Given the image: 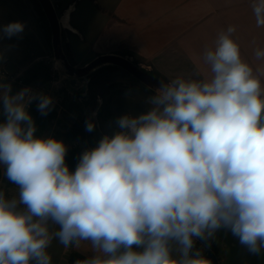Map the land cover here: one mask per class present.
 I'll return each mask as SVG.
<instances>
[{"label": "clouds", "instance_id": "9594fccd", "mask_svg": "<svg viewBox=\"0 0 264 264\" xmlns=\"http://www.w3.org/2000/svg\"><path fill=\"white\" fill-rule=\"evenodd\" d=\"M250 6L264 27V0ZM24 27L0 31L11 38ZM236 31L229 25L204 50L208 75L161 82L149 110L119 117L74 172L64 142L37 137L28 111L38 100L48 115L53 98L0 83V165L18 186V198L0 191V264H52L54 239L64 249L90 243L93 255L73 264H212L195 242L221 229L264 254V64L243 58ZM254 56L264 61V48Z\"/></svg>", "mask_w": 264, "mask_h": 264}, {"label": "crops", "instance_id": "0c3cea01", "mask_svg": "<svg viewBox=\"0 0 264 264\" xmlns=\"http://www.w3.org/2000/svg\"><path fill=\"white\" fill-rule=\"evenodd\" d=\"M81 9L86 25L78 22L75 1L65 8L72 28L65 29L69 33L67 43L72 56L94 39L101 55H119V50L126 49L141 60L137 65L154 68L169 82L177 76L203 78L209 74L202 60L204 50L213 45L221 30L234 25L243 58L253 68L264 64L254 56L257 46L264 48V27H256L250 0H116L112 3L85 0ZM95 21L96 25H92ZM105 39L110 49L100 48L99 41ZM197 68L199 76L194 75ZM3 170L4 166L0 165V171ZM3 187L0 178V189ZM5 196L18 198V186L8 188ZM49 252L52 264H73L72 254L85 258L93 255L89 242H82L79 249H64L57 239L53 240Z\"/></svg>", "mask_w": 264, "mask_h": 264}, {"label": "rangeland", "instance_id": "374dc122", "mask_svg": "<svg viewBox=\"0 0 264 264\" xmlns=\"http://www.w3.org/2000/svg\"><path fill=\"white\" fill-rule=\"evenodd\" d=\"M52 1L61 22L68 17V12L65 10L67 5L75 1L79 10L76 14L78 22L86 25L87 22L81 12L85 0ZM106 1L112 3L116 0ZM14 21L22 22L25 27L19 36L11 38L3 36L0 31V67L7 72L6 77L0 79V83L11 84L12 90L16 87H20V90L28 87L33 93H43L53 98L58 117L48 137L54 138L55 134H64L76 121L85 122L91 118L96 125L95 129L90 132L87 142L88 148L91 149L98 145L103 136L114 135L118 130L116 121L119 117L125 114L138 116L149 110L147 99L154 95L155 91L148 87L146 89L137 79L119 67L107 69L95 75L97 69L84 78L68 76L61 62L55 59L52 36L50 41L46 38L39 16L29 0H0V29ZM93 24L96 25V21L92 22ZM61 29L63 51L73 66L84 67L97 55L102 54L97 50V44H94L93 39L89 40L85 47L76 50L72 56L67 43L69 33L62 23ZM94 35L95 32H92L91 36L94 37ZM99 42H101L99 43L100 48L110 49L106 46L109 43L107 39ZM118 53L119 55L129 54L126 49L119 50ZM129 55L124 57L136 63L141 61ZM38 62L46 63L49 69L48 80L25 83L24 80L29 77ZM138 66L146 71H153L156 74L152 76L169 83L168 80L159 76L154 68ZM73 104H76L78 108ZM0 191L3 190L0 189ZM214 240L220 247L221 264H264V254H250L230 231L219 230Z\"/></svg>", "mask_w": 264, "mask_h": 264}, {"label": "trees", "instance_id": "16d2710c", "mask_svg": "<svg viewBox=\"0 0 264 264\" xmlns=\"http://www.w3.org/2000/svg\"><path fill=\"white\" fill-rule=\"evenodd\" d=\"M30 3L34 6L37 15L39 16L41 27L45 33L46 38L50 41L51 39V29L47 18L38 2V0H29ZM137 64V63H135ZM116 68L115 66H105L98 69L95 72V75L100 74L104 70ZM48 67L45 62H38L32 71L29 74V77L24 80L25 83L31 84L35 81L46 82L48 80ZM151 75L156 74L153 71H148ZM142 84V83H141ZM143 85V84H142ZM144 86V85H143ZM148 89L146 86H144ZM20 91V87H16V89L12 90V94H15ZM38 100H33L32 103L28 107L29 114L32 116L35 125H36V133L37 137L48 138L49 134L54 128L55 122L58 117L57 108H54L48 115L44 116L37 109ZM76 108L78 106L73 104ZM4 121V116L2 114V105H0V122ZM90 132L85 130V122L79 121L75 122L70 128H68L67 132L64 134H55L54 138L57 140H62L67 147V153L65 156V163L69 167L71 172H74L77 164L79 163L80 155L88 148V139ZM77 143L76 147H73L71 144ZM5 168L3 171H0V178L4 184L3 191L6 193L8 188L15 185L13 182L9 181L6 177ZM196 248L200 249L203 255L209 259L212 264H221V254L220 247L218 243L213 240L210 243H205L200 240L198 244L195 245ZM78 259H85V257L80 256L78 254H72L71 262H74Z\"/></svg>", "mask_w": 264, "mask_h": 264}, {"label": "water", "instance_id": "95a60500", "mask_svg": "<svg viewBox=\"0 0 264 264\" xmlns=\"http://www.w3.org/2000/svg\"><path fill=\"white\" fill-rule=\"evenodd\" d=\"M49 23L52 34V47L55 59L60 61L66 73L70 77L84 78L90 75L93 71L105 66H115L123 69L144 86L155 91L160 87V83H166L152 76L148 71L140 68L137 64L127 59L126 57L114 54H105L97 56L84 67H75L63 51L62 45V29L61 21L57 15L56 8L52 0H38Z\"/></svg>", "mask_w": 264, "mask_h": 264}, {"label": "built area", "instance_id": "2783aa9c", "mask_svg": "<svg viewBox=\"0 0 264 264\" xmlns=\"http://www.w3.org/2000/svg\"><path fill=\"white\" fill-rule=\"evenodd\" d=\"M6 75H7V72L5 71V69L0 67V79L5 78ZM77 145H78L77 143H74L73 147H76ZM199 242H200V239H197L196 242H195V245L198 244Z\"/></svg>", "mask_w": 264, "mask_h": 264}, {"label": "bare ground", "instance_id": "6f19581e", "mask_svg": "<svg viewBox=\"0 0 264 264\" xmlns=\"http://www.w3.org/2000/svg\"><path fill=\"white\" fill-rule=\"evenodd\" d=\"M61 23L66 29L72 30L68 17H65Z\"/></svg>", "mask_w": 264, "mask_h": 264}]
</instances>
